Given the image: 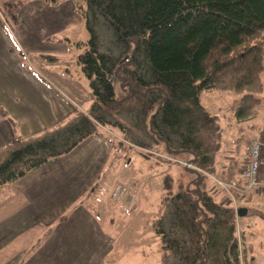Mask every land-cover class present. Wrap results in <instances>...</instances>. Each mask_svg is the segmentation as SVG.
I'll return each mask as SVG.
<instances>
[{
	"label": "trees",
	"instance_id": "obj_1",
	"mask_svg": "<svg viewBox=\"0 0 264 264\" xmlns=\"http://www.w3.org/2000/svg\"><path fill=\"white\" fill-rule=\"evenodd\" d=\"M0 1V28L16 46L14 31L24 5L19 0ZM41 1L59 5L58 0ZM86 2L85 10L79 8L90 39L79 64L89 80L91 109L66 128L13 150L0 162V188L70 154L92 136L107 139L115 150L120 149L122 145L102 129L107 126L132 142L131 133L136 129L116 119L122 114L134 115L150 137L147 144L133 142L136 146L150 152L162 145L170 153L190 154L192 162L206 173L223 170L233 180L239 162L228 161L220 168L222 127L201 96L211 90L236 93L231 110L237 122L258 113L264 91V0ZM101 19L112 33L118 55L103 50L98 31ZM132 45L130 59L122 61ZM128 63L133 64L132 69L126 67ZM115 81L127 90L123 98L116 93ZM167 175L164 212L156 231L172 256L170 264L252 263L250 248L237 226L245 209L218 202L200 186L196 190L180 186L174 191L173 179ZM44 238L34 246L39 248Z\"/></svg>",
	"mask_w": 264,
	"mask_h": 264
},
{
	"label": "rangeland",
	"instance_id": "obj_2",
	"mask_svg": "<svg viewBox=\"0 0 264 264\" xmlns=\"http://www.w3.org/2000/svg\"><path fill=\"white\" fill-rule=\"evenodd\" d=\"M35 1L19 0V3L25 6ZM58 1L62 5L71 1L75 9L71 24L56 36L64 41L66 51L59 49L40 56L38 52H28L18 46L16 37L15 42L18 55L23 60V67L33 75L42 77L73 108L76 119H69V126L79 120L81 113L87 114L93 104L89 80L79 64V57L88 50L90 31L79 8H87L86 0ZM98 29L103 50L118 55V47L112 44V33L102 19ZM2 38L7 42L4 35ZM132 53L133 45L126 51V57L122 61L126 59L125 62H128L130 58L127 56L131 57ZM126 67L132 69L133 64L128 63ZM262 79L264 83V73ZM115 83L118 97L123 98L127 90L123 91L120 83ZM260 96L262 104L257 110L258 113L244 122H237L231 110L234 99L238 97L236 93L211 90L201 96L203 105L218 116L222 127L223 147L218 157L220 168H225L228 161L239 162L233 180L227 179L223 170L216 174L206 173L192 162L193 157L190 154L170 153L162 145L151 148L150 152L136 146L135 142H150L144 126L140 128L134 115H119L116 119L136 129L131 133L133 140L129 141L116 128H102L115 143L123 147L112 151L108 143L106 154L101 152L100 162L97 157L92 159L90 181L94 185L81 195L84 196L80 200L67 205L72 196L71 189L66 193V189L57 183L48 189L40 186L33 188V181L27 183V187H30L28 191L35 195V200L27 206L26 218L13 219L0 226V264H170L172 256L156 231L157 222L164 212V176L167 174L173 179L174 191L180 186L184 189L190 185L194 190L200 186L214 195L218 202L230 205L236 210L245 209L243 215L237 218L239 236L250 248L248 257L253 258L250 264H264V193H240L236 190L228 192L217 182V179L234 182L238 188L243 189L245 182L239 171L247 146L264 128V91ZM116 119L112 118V121ZM60 128L62 130L66 126ZM44 136L48 137L45 134L34 135L11 143L6 148V157L0 158V162L13 150ZM104 157L105 163L102 161ZM83 166L84 164H77L75 170L84 172L86 167ZM78 174L79 172L76 174L77 178L82 180V174ZM100 177L106 179L99 180ZM58 198L61 206L57 209ZM40 215L46 218H37ZM53 215L58 218H50ZM41 228L44 229L43 234L36 239L33 234L38 233ZM44 236V242L40 246L43 248L39 251L40 247L36 248L34 245ZM19 241L21 243L18 244ZM26 246L29 247L28 251Z\"/></svg>",
	"mask_w": 264,
	"mask_h": 264
},
{
	"label": "crops",
	"instance_id": "obj_3",
	"mask_svg": "<svg viewBox=\"0 0 264 264\" xmlns=\"http://www.w3.org/2000/svg\"><path fill=\"white\" fill-rule=\"evenodd\" d=\"M74 11V4L71 1L66 5L59 4L55 8L41 0L23 6L19 14V24L14 31L18 46L28 52H38L40 56H46L45 53H53L59 49L66 51L64 43L59 42L60 39L56 36L71 24L75 17ZM0 30V158L4 159L6 148L11 143L34 135L50 136L60 130V127H67L69 119L75 121L76 118L73 115V108L66 103L67 99L63 95L54 91L42 77L33 75L23 67V60L18 55L16 46L10 42L1 28ZM3 35L7 42L2 38ZM108 143L106 139L92 136L71 154L32 172L14 184L1 187L0 226L13 219L26 218L27 206L33 204L35 200V195L29 193L30 187H27V183L32 181L35 183L33 188L40 186L48 189L57 183L66 189V193L71 189L72 196L67 205L80 200L84 196L81 195L94 185V182L90 181V162L96 157L100 162L101 152L104 151V155L106 154ZM109 144L114 151L112 144ZM102 161L105 163V157ZM77 164L79 166L84 164L83 167H86L84 172L75 170ZM77 172L78 176L82 174V180L77 178ZM58 199L57 209L61 206L60 198ZM37 218L46 217L40 215ZM50 218L58 217L53 215ZM43 230L41 228L38 233L33 234L36 239L43 234ZM28 248L26 246L25 249L28 251ZM42 248L40 247L39 251Z\"/></svg>",
	"mask_w": 264,
	"mask_h": 264
},
{
	"label": "built area",
	"instance_id": "obj_4",
	"mask_svg": "<svg viewBox=\"0 0 264 264\" xmlns=\"http://www.w3.org/2000/svg\"><path fill=\"white\" fill-rule=\"evenodd\" d=\"M240 168L239 173L245 182L243 189L238 188L234 182H222L217 179L218 184L228 192L236 190L240 193H264V128L258 137L249 142Z\"/></svg>",
	"mask_w": 264,
	"mask_h": 264
}]
</instances>
